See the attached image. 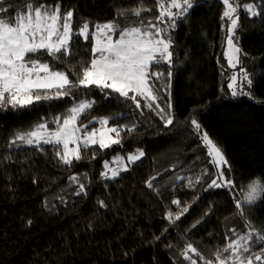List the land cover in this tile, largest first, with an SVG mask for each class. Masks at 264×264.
Here are the masks:
<instances>
[{"label":"trees","instance_id":"obj_1","mask_svg":"<svg viewBox=\"0 0 264 264\" xmlns=\"http://www.w3.org/2000/svg\"><path fill=\"white\" fill-rule=\"evenodd\" d=\"M45 2L55 4L57 0ZM249 2L253 0H240L241 4ZM4 3L19 8L22 0ZM59 3L61 14L73 11L72 27L76 30L85 20L90 22V28L94 23L111 21L117 11L136 6L137 0ZM144 4L153 11L142 18L155 20L154 0H144ZM200 4L191 11L187 22L179 23L172 33V126L165 128L154 113L143 107V100L144 114L140 115L139 110L131 112V101L125 104L115 96L106 100L98 90L85 92V96L95 99L96 105L89 115L82 117V122L92 116L115 117L131 112L110 121V125L137 121L138 127L134 133L121 134L122 146L114 145L103 152L98 148L95 152L82 150L84 159L68 167L58 163L51 146H45V153L41 154L27 147L9 149L8 142L15 130H25L42 117L62 113L72 105L70 98L37 105L19 116L11 109L8 113L0 112V264H188L181 256L186 244L191 243L205 259H212L216 247L225 244L226 232L232 236L229 229L244 231L228 189L207 187L216 178L217 166L206 155L187 118L196 111L195 118L231 165V171L224 168V177L234 179L239 189L254 177H264V103L224 95L229 92L227 76L232 71L224 55V6L217 0H200ZM12 14L10 9L8 15ZM118 22L125 26L119 19ZM240 25L239 46L247 53L242 58L252 65L253 96L264 101V6L261 17L252 19L241 9ZM91 43V38L84 42L74 37V55L70 58L73 65L77 60L88 62ZM155 70L165 74L168 71L166 66ZM69 75L72 76L71 72ZM161 95L167 101V95ZM204 106L205 110L200 112ZM135 149H143L145 156L131 165L130 171L114 181L101 179L103 160L118 153L127 155ZM8 155L11 162L3 160ZM84 173L90 180L87 195L77 197L68 177H83ZM178 176L186 179L177 180ZM152 177H156L152 182L159 194L146 187L145 182ZM197 177H203L201 183H195ZM189 178L193 181L191 188ZM61 198L66 203L62 204ZM45 200L51 211L44 210ZM101 200L107 209L98 207ZM173 200H179L180 205L173 204ZM183 207L188 211L179 220L172 222L166 218L169 210L176 214ZM252 211L255 215L249 218L257 226L264 224V202ZM29 219L30 227L25 224ZM90 224L92 232L87 231ZM189 255L197 264H204L194 253Z\"/></svg>","mask_w":264,"mask_h":264},{"label":"snow or ice","instance_id":"obj_2","mask_svg":"<svg viewBox=\"0 0 264 264\" xmlns=\"http://www.w3.org/2000/svg\"><path fill=\"white\" fill-rule=\"evenodd\" d=\"M217 2L224 6L221 16V21L227 23L224 55L228 69L232 70L227 76L229 92L224 95L232 99L245 97L256 103H264L253 96L254 79L243 67L241 56L246 57L247 53L239 46L240 37L237 35L241 29L240 10L249 19L259 18L264 0L244 4L240 0ZM154 3L157 11L155 20L145 21L142 18L153 9L147 7L144 0H137L136 6L117 11L116 18L111 21L94 23L90 28V22L85 20L78 29L73 30V11L61 14L59 0L55 4L45 0H22L19 8L15 4L5 6L4 0H0V112L8 113L11 109L13 114L19 116L32 111L37 105L63 101L65 97L72 100V105L62 113L42 117L25 130H15L8 148H33L44 154L45 146H51L58 163L71 167L74 162L84 159L82 150L83 153L89 149L95 152L98 148L103 152L114 145L122 146L121 134L134 133L138 122L110 125V121L124 118L138 110L143 115L141 100L144 101L143 107L154 113L165 128L172 126L175 121L171 102L175 68L172 33L179 23L187 22L195 7L202 5L200 0H154ZM10 9L13 14L9 16ZM74 37L84 42L91 38L90 59L87 63L80 60H77L76 65L71 63ZM44 56L49 59H43ZM165 66L167 74L155 70ZM237 66L238 72L234 71ZM221 70H224L223 66ZM94 90H98L106 100L115 96L125 104L131 101V112L120 113L115 117L92 116L86 123L82 122V117L89 115L96 105L95 99L84 93ZM161 93L167 95V101H163ZM205 107L199 111L203 112ZM195 115V110L190 112L187 123L201 142L206 155L217 166L216 178L207 187L228 189L235 214L241 219L244 231L229 229L232 236L226 232L225 244L216 247L212 259H205L191 243L185 245L181 256L188 264H197L189 253H194L204 264H264V224L257 226L249 218L255 215L252 210L264 202V177H254L237 189L234 179L224 177V168L231 171V165L222 149L209 137ZM144 156L143 149H135L126 156L114 157L112 161L103 160V171L99 175L104 181H114L122 173L130 171V166L141 161ZM95 158V155L91 157L93 160ZM3 160L11 162L12 157L8 155ZM113 162L116 167L112 166ZM155 178L145 183L148 189L159 194V189L153 186ZM202 178L197 177L195 183H201ZM176 179L186 178L178 176ZM68 181L75 186V196L87 195L86 185L90 184L87 173L83 177L70 175ZM188 187H193L190 178ZM43 203L44 210L51 211L48 202L45 200ZM61 203H66L63 198ZM172 203L180 205L179 200H173ZM97 204L102 209L108 207L102 200ZM187 211V207L179 208L176 214L169 210L166 218L174 222ZM25 224L30 227L32 220L25 221ZM93 230L90 224L87 231ZM155 239L159 240V237Z\"/></svg>","mask_w":264,"mask_h":264},{"label":"rangeland","instance_id":"obj_3","mask_svg":"<svg viewBox=\"0 0 264 264\" xmlns=\"http://www.w3.org/2000/svg\"><path fill=\"white\" fill-rule=\"evenodd\" d=\"M241 61H242L243 67L246 68L250 74H252V65H250V63H249L248 61H245V60L242 58V56H241ZM234 71H237V72H238V71H239V66H237V69H235ZM252 77H253V76H252ZM228 91H229V89H228ZM172 111H173V109H172ZM115 146H116V145H115ZM116 156H126V155H123V154H121V153H118V154L113 155V156H112L110 159H108V160H109V161H112L113 158L116 157ZM112 166H113V167H116L117 165L115 164V162H113V163H112Z\"/></svg>","mask_w":264,"mask_h":264}]
</instances>
